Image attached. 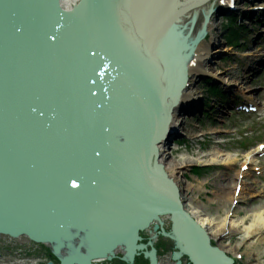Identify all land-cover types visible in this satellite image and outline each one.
<instances>
[{"label":"water","instance_id":"1","mask_svg":"<svg viewBox=\"0 0 264 264\" xmlns=\"http://www.w3.org/2000/svg\"><path fill=\"white\" fill-rule=\"evenodd\" d=\"M100 1L0 0V235L49 244L60 264L109 261L122 246L127 263L143 253L158 264L139 230L171 215L191 264H220L179 192L154 189L162 106ZM115 99L134 110L126 126L140 131L129 144L114 140ZM75 228L96 253L67 251Z\"/></svg>","mask_w":264,"mask_h":264},{"label":"bare ground","instance_id":"2","mask_svg":"<svg viewBox=\"0 0 264 264\" xmlns=\"http://www.w3.org/2000/svg\"><path fill=\"white\" fill-rule=\"evenodd\" d=\"M68 1L72 2V0H64V3H68ZM73 1V4L77 2L76 0ZM235 1L238 2L239 0ZM220 4L218 6L220 12L225 14V11H230L231 7L225 6L223 3ZM100 6L105 13H110L116 19L115 21L120 28L122 27L128 33L141 69L151 80L149 82L156 90V100L162 106L161 116L163 120L162 125H160L162 126L160 141L151 152V181L156 193H159L160 196L171 197L173 190L179 192L184 210L191 215L194 222L203 228L208 236L209 246L218 257L220 264H226L230 259L232 260L231 264H240L244 256L238 254L237 251L241 247H247L249 251L246 253L248 255V258H245L246 261L253 257L255 261L252 264H264V258H261L264 255V250H259L260 246L264 248L262 232L264 229V202L250 210L245 209L247 212L239 218L233 217V212L229 210L226 215L219 216L213 211L205 210L198 202L190 200L189 195L192 187H187L185 175L182 179H176L174 176L178 170L200 162L193 156L182 157L181 161L174 159L172 152H170L174 149L170 148L172 141L169 142L175 131H181V136L185 131L189 138H196L194 130L188 129L186 126L188 122L183 114L195 111L192 104L190 105V101L199 96V92L195 88L197 77L202 74H209L214 75L217 80H221L223 76H226L229 80H234L236 84L243 79L231 70L220 71L215 67L205 69L215 59L212 56L221 52L218 33L220 26L217 25V21L213 22L215 20L213 17L217 12L214 4L210 3L209 0H101ZM200 14L205 16L206 22L202 23L200 31L194 35ZM220 20L222 21V19ZM211 47L213 51H210ZM222 51L226 53L231 52L232 49L224 48ZM251 55L247 54L246 56L251 57ZM246 91L248 92L245 93H249L246 99L256 106L251 97L253 90L249 88ZM113 107L115 112L114 140H120L122 144H129L137 138L140 131L138 128H127L126 126V116L131 115L134 110L120 99H115ZM181 132L176 136L179 139H181ZM238 159L239 156L226 154L218 148L210 154L209 160L200 163L211 166H229L237 163ZM245 159L242 167L252 165L254 163L253 153H247ZM122 165L125 166L126 164ZM122 165L118 164L117 166L121 168ZM239 174L240 172L237 174L238 178H240ZM225 188L224 190L230 192L232 186L227 185ZM252 188V184H243L242 181L237 180L233 186L234 193L232 196L230 193L226 197L219 195V205L228 201H231L233 205L244 191H247L246 194H248ZM169 222L171 223L170 226H168ZM155 225L159 226V229L155 230ZM141 227L139 237L143 238L146 232L154 241L157 240L158 235L164 236L175 244L174 258L179 260L180 264L182 257L188 258L186 252L183 251V246H180L183 241L180 237L177 241L175 236H178L181 225L171 215H163L158 220L151 221L147 225L143 224ZM70 234L72 242H69L70 248L67 251L84 252L86 255L97 252L96 248L91 246V242L86 239V234L76 228ZM235 235L239 236L240 241L232 243L230 238ZM124 247L122 246V248ZM122 248L118 249L121 251ZM102 249H106V247L104 246ZM134 253L139 255L141 250L137 249ZM120 254V256L125 257L128 252L126 253L124 250V253L121 251ZM156 259H158V252ZM98 260L100 264L110 262L103 258ZM159 262L160 259H158V264Z\"/></svg>","mask_w":264,"mask_h":264},{"label":"rangeland","instance_id":"3","mask_svg":"<svg viewBox=\"0 0 264 264\" xmlns=\"http://www.w3.org/2000/svg\"><path fill=\"white\" fill-rule=\"evenodd\" d=\"M76 1V3H78L80 0ZM73 2L74 1L72 0V2L68 1V3H64L63 0V6L71 9L76 4H73ZM209 2L214 4L215 9L220 5V0H209ZM238 2L240 8L245 7L246 9H249L251 7V5L245 2V0H239ZM200 15L194 35L196 32L198 33L200 31L202 23L206 22L205 16L202 14ZM213 18L215 19L213 22L217 21V25L220 26L218 33L220 36L221 47L226 42L225 38L221 36L222 33L226 35L225 25L223 23L221 26L220 22V19H222V12H215ZM259 47L262 49L259 50ZM244 48H251V53L255 58L264 57V43L260 45H252V43L248 41L243 45V42H241L239 47H232V51L226 54V59L220 60L216 58L214 59L212 66L208 65L206 69L208 70L210 67H215L220 71L231 70L238 76L245 77L246 74L242 66L243 60L245 59V57H242ZM223 77L217 83L221 87L225 86L228 91L231 92L232 98L236 97L237 103L234 105L235 109L234 106L231 105V109H223L226 113L224 116L219 115L211 120H189L188 122H192L194 127L190 128V126L187 125L188 129L194 130L196 138L193 137L189 140V142L186 143V146L183 144L179 151H174L172 157L181 161L182 157L193 156L200 162H204L209 160L210 154L219 148L226 154L239 156V159L237 160V163L229 166H211L206 165L205 163L202 164L196 162L182 170H178V172L174 173V176L176 179H182L184 175L186 176L187 180H183L187 181L186 185H188V188L192 187L189 195L191 201L198 202L205 210L208 209L213 211V213H216L219 216L226 215L229 210L230 212H233V217L239 218V216L245 215L247 212L245 209L250 210L261 204V202H264V70L255 78H252V80L240 81L237 84H235L234 80H229L226 76ZM202 83L203 79H196L195 88L200 96L202 93L200 90ZM249 88L253 90V95H251V97L253 98V101H255L256 107H252L251 102L246 100V96L249 95V93L245 92H248L246 90ZM223 101H226V99H223ZM215 118H217V120H215ZM241 144H244L245 146ZM170 152L168 151V153ZM249 152L253 153L254 163L248 165V168H244L242 167V164H244L246 160L245 155ZM194 168H201V174L199 176H196L193 173L195 170ZM238 172L241 174H239L241 179L237 177ZM237 180L239 182L242 181L243 184H252V190H250L248 194H246L247 191H244L233 205L231 201L219 205V195L226 197L227 194L230 193L232 196V193H234L233 186H235ZM227 185L232 186L230 192L229 190H224ZM170 225L171 223L169 222L168 226ZM262 232L264 235V229ZM147 236V240L150 243H153L152 245L158 249V259H160L159 264H176L177 259L174 258V253L176 251L175 244L171 243L169 239L164 236L162 237L161 235H158V238L155 241L152 237H149L147 232L144 233L143 238L146 239ZM230 241L232 243L240 241L239 236H231ZM47 247L49 246L44 245V247H41L32 242L30 243L24 237L14 241L11 237L8 238L0 235V264H12L13 262H17L18 264H46L54 258L56 261L52 264H60L58 257L51 256L50 258V255H42L37 252V249L40 251L45 250V253L47 254ZM262 248L263 247L260 246L259 250L263 251L264 248ZM121 251L124 253V250ZM121 251L119 250L115 256L120 258ZM247 251V247H241L237 251L238 254L244 256L240 261V264H252V262L255 261V258L253 257L246 261L245 258H248V255L246 254ZM261 258L263 259L264 255L261 256ZM115 262L119 264L126 263L125 261H119L116 258L111 264H115ZM143 263L148 264L149 261L145 260L142 256L139 258V264ZM104 264H110V262ZM181 264H191V262L189 261V258L182 257Z\"/></svg>","mask_w":264,"mask_h":264},{"label":"trees","instance_id":"4","mask_svg":"<svg viewBox=\"0 0 264 264\" xmlns=\"http://www.w3.org/2000/svg\"><path fill=\"white\" fill-rule=\"evenodd\" d=\"M237 32H234V33H230L229 37H228V40H229V43H235L236 41H234V38L238 37L237 35ZM116 264H119V263H116Z\"/></svg>","mask_w":264,"mask_h":264}]
</instances>
